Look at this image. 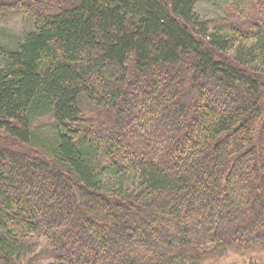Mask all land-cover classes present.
Instances as JSON below:
<instances>
[{"label":"trees","instance_id":"obj_1","mask_svg":"<svg viewBox=\"0 0 264 264\" xmlns=\"http://www.w3.org/2000/svg\"><path fill=\"white\" fill-rule=\"evenodd\" d=\"M199 1L0 0V264L264 254V0Z\"/></svg>","mask_w":264,"mask_h":264},{"label":"rangeland","instance_id":"obj_2","mask_svg":"<svg viewBox=\"0 0 264 264\" xmlns=\"http://www.w3.org/2000/svg\"><path fill=\"white\" fill-rule=\"evenodd\" d=\"M231 1L232 0H200L194 7V14L200 22L213 21L223 15L224 4H229ZM29 28L30 23L23 16L9 18L7 21L0 24V42L11 47L13 41L20 39L23 33ZM44 130L46 131L47 129ZM1 142H5L9 147L11 146L14 149H21L13 142H9V140ZM34 242V246L32 247L34 250L33 253L39 254L36 259V264H49V259L42 253L43 242L41 240H35ZM220 264H264V254L252 258L232 255Z\"/></svg>","mask_w":264,"mask_h":264}]
</instances>
